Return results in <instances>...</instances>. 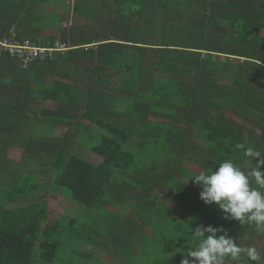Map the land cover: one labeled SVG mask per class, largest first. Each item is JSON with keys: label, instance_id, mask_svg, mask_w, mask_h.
<instances>
[{"label": "trees", "instance_id": "1", "mask_svg": "<svg viewBox=\"0 0 264 264\" xmlns=\"http://www.w3.org/2000/svg\"><path fill=\"white\" fill-rule=\"evenodd\" d=\"M63 3L0 0V31L16 24L19 38L53 47L57 37L42 31L65 17L71 5ZM73 12L87 22L61 27L67 49L53 59L23 68L0 53V264H54L78 217L51 218L45 198L19 203L62 187L86 208L127 196L155 216L164 215L156 206L165 196L182 240L191 230L178 229L179 218L222 226L264 263V232L223 219L191 179L225 160L251 171L239 143L264 152V0H74ZM93 140L97 164L73 152ZM12 145L24 148L20 162L7 155ZM131 218L123 222L133 239L156 236ZM133 247L130 261L140 252ZM156 256L153 264H165ZM240 263L256 264L244 255L226 261Z\"/></svg>", "mask_w": 264, "mask_h": 264}, {"label": "rangeland", "instance_id": "2", "mask_svg": "<svg viewBox=\"0 0 264 264\" xmlns=\"http://www.w3.org/2000/svg\"><path fill=\"white\" fill-rule=\"evenodd\" d=\"M63 2L64 0H60V4H64ZM68 2L71 7L63 11L62 16L65 17L59 23L54 24V26L57 25L56 27L44 29L41 38L55 35L57 37L56 42L60 41L61 27L70 30L75 24H85L87 22L84 17L73 12L74 0H68ZM12 26H15L18 30L16 24ZM45 107L56 109L58 104L48 101L45 103ZM227 114L235 119L238 118L233 116V113L229 110ZM68 131L67 127L60 130L61 133H67ZM97 142L98 140L85 143L83 141V145L78 147L79 150H74L73 152L97 164L101 161V158L88 147L90 144ZM23 154L24 148L18 145L9 146L7 149L8 157L15 162H20ZM35 168L37 170L40 169L37 165ZM60 194L46 191L24 197L20 199L19 203L21 206L45 198L49 204L51 218L64 216L63 218L67 221V217H78V221L74 223L75 229L71 230L70 234L63 235L64 239L54 264H153V260L157 258L156 254H159L160 260L165 262V264H180L181 257L187 251L193 250L198 242V239L192 235L194 222L185 223L184 220L179 218L178 229H180L179 222H184L183 224H187L191 230V236L188 240H182L186 233L183 229L176 230L174 228L175 221L166 215L164 201H169L165 196H162L163 203H158L160 205L156 206L164 211V215L155 216L149 214L146 210L142 213L140 209H145V206H140L141 203L138 205L136 200L127 196H117L118 200L112 203L111 206L108 205L101 210H96L86 208L83 204L72 200L68 197L69 191L65 187L60 188ZM176 209H178V206ZM126 214L133 218H131L132 222L136 223L137 226L141 222L144 223V226L148 224L151 227V231L146 226L145 229L150 233L152 230L155 231L156 236L149 235L144 240L142 236L144 234L137 233V238L139 239H133L128 235V229L123 222ZM196 218V215L192 216L191 220ZM256 241L262 244L260 240L256 239ZM133 245L139 248L140 252H138V257L134 256L133 260L130 261L126 253H128L130 248H134ZM160 260L158 259L157 261ZM260 264L264 263L260 262Z\"/></svg>", "mask_w": 264, "mask_h": 264}, {"label": "clouds", "instance_id": "3", "mask_svg": "<svg viewBox=\"0 0 264 264\" xmlns=\"http://www.w3.org/2000/svg\"><path fill=\"white\" fill-rule=\"evenodd\" d=\"M237 148L243 149V155L255 165L251 171L245 172L233 161L225 160L215 170L202 171L191 179L201 188L199 198L205 205L215 204L222 210L223 219L239 221L241 225L254 224L257 231L264 232V152L252 146L245 148L243 143L237 144ZM253 179L257 187H252ZM192 229L198 246L187 251L180 264H226L239 261L242 255L256 264L262 260L256 247L239 246L222 226L199 224Z\"/></svg>", "mask_w": 264, "mask_h": 264}, {"label": "built area", "instance_id": "4", "mask_svg": "<svg viewBox=\"0 0 264 264\" xmlns=\"http://www.w3.org/2000/svg\"><path fill=\"white\" fill-rule=\"evenodd\" d=\"M66 49V46L59 41L55 46L47 47L37 44L31 38L21 39L15 26H10L3 32L0 31V53H8L13 58L19 59L23 68L38 59H53L56 52Z\"/></svg>", "mask_w": 264, "mask_h": 264}, {"label": "crops", "instance_id": "5", "mask_svg": "<svg viewBox=\"0 0 264 264\" xmlns=\"http://www.w3.org/2000/svg\"><path fill=\"white\" fill-rule=\"evenodd\" d=\"M46 29V28H45ZM46 108H49V107H46ZM66 134V133H65ZM61 195V194H60ZM61 196H63V195H61Z\"/></svg>", "mask_w": 264, "mask_h": 264}]
</instances>
